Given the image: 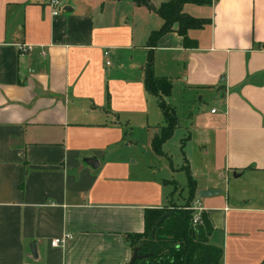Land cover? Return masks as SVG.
Segmentation results:
<instances>
[{
	"label": "crops",
	"instance_id": "1",
	"mask_svg": "<svg viewBox=\"0 0 264 264\" xmlns=\"http://www.w3.org/2000/svg\"><path fill=\"white\" fill-rule=\"evenodd\" d=\"M49 1L0 0V264H128L125 236L143 232L145 209L186 202L182 166L195 198L220 190L199 199L221 264H260L264 0L183 7L210 24L188 31L195 49L183 47L174 25L153 50L154 72L171 79L169 102L180 83L182 95L212 93L217 107L175 108L163 156L150 148L163 120L143 123L133 158L123 155L133 141L122 111L144 110L145 44L162 20L132 0H60L56 16ZM124 60L140 65L138 77L122 72Z\"/></svg>",
	"mask_w": 264,
	"mask_h": 264
},
{
	"label": "trees",
	"instance_id": "2",
	"mask_svg": "<svg viewBox=\"0 0 264 264\" xmlns=\"http://www.w3.org/2000/svg\"><path fill=\"white\" fill-rule=\"evenodd\" d=\"M135 5L143 6L155 12L162 20L159 29L152 31L146 41V60L143 68V86L162 114V125L158 134L150 142V148L157 156H163V144L169 140L178 126L175 108L169 102L172 93V81L166 76H157L154 72L153 50L159 39L169 32H175L182 38L185 49L197 48L194 39L188 37L189 30H200L210 24V19L195 18L183 11L187 4L210 6L213 0H169L154 8L150 0H132ZM183 145V144H182ZM186 173L188 198L184 204L168 207L150 208L144 211V229L137 234H127L126 241L134 250L140 247V254L149 257L134 264H221L223 251L210 244L213 228L202 212V224L192 223V212L188 206L196 197V182L188 166L181 168ZM162 223L157 222L163 217ZM154 234L152 236V230ZM260 264H264V259Z\"/></svg>",
	"mask_w": 264,
	"mask_h": 264
},
{
	"label": "rangeland",
	"instance_id": "3",
	"mask_svg": "<svg viewBox=\"0 0 264 264\" xmlns=\"http://www.w3.org/2000/svg\"><path fill=\"white\" fill-rule=\"evenodd\" d=\"M111 63H112L111 67H114L118 62L115 59H111ZM119 64L121 65L122 72H124L128 76V78L134 75L138 77L139 73L138 71H136V69L140 68V65L137 66L135 63L133 62L130 63V62H127L126 60L121 61ZM133 68H135V71L133 70ZM180 86L181 84L177 83L173 101L170 102L173 107L175 106L174 108L177 109L178 113H183L185 110H187L188 107H190L191 109L194 107L198 108L203 105H205L209 109L212 107H217V105H215L214 103L215 99L212 100L211 98L212 93H209V92L200 93L198 97H202V98L201 100H199L197 96L195 98L191 97L194 94L193 92H192V95L191 94L188 95L187 93L182 95ZM142 108L144 110H137V113L130 112L129 108H127L125 112L122 111V117H123L122 119L127 120V123L130 128L129 132L132 131L131 140L133 141V143H128V145L130 146V149L127 147V149L123 151L124 157L125 155L132 156V154L133 156L131 158L141 156L144 143H143V136H142V132L140 129V125H142L143 123L157 125V123H160L162 120L161 113L158 107L156 106L153 98L149 96L144 91V89H143ZM131 149L133 150L132 152H131ZM169 149H170V145H169ZM170 151L172 155L171 162L173 164H176V162L180 158L179 157L180 154L179 152H176L174 149ZM131 160L132 159H130V161ZM162 162H164L166 168L170 164L169 160H167V162L165 161H162ZM179 177L182 180L185 179V173L182 172ZM168 208L172 209V205H169Z\"/></svg>",
	"mask_w": 264,
	"mask_h": 264
},
{
	"label": "built area",
	"instance_id": "4",
	"mask_svg": "<svg viewBox=\"0 0 264 264\" xmlns=\"http://www.w3.org/2000/svg\"><path fill=\"white\" fill-rule=\"evenodd\" d=\"M49 7L52 10V15L56 16L59 13V10L61 8L60 0H50L49 1ZM20 49H24V47L21 45ZM109 54L108 51L104 52V56L107 57ZM108 64V63H107ZM215 110H211L212 113H214ZM186 210H189L192 212V223L194 225H201L202 224V206L200 203L199 198H195L190 202V204L186 207H184ZM69 236H65L64 238H58L54 239L50 242V245L52 247L60 246L64 243L65 239H67Z\"/></svg>",
	"mask_w": 264,
	"mask_h": 264
},
{
	"label": "water",
	"instance_id": "5",
	"mask_svg": "<svg viewBox=\"0 0 264 264\" xmlns=\"http://www.w3.org/2000/svg\"><path fill=\"white\" fill-rule=\"evenodd\" d=\"M93 161H91L90 163L92 164ZM220 193V190H215V189H210V190H200L198 191L197 193V196L199 198H206V197H210V196H213V195H216V194H219ZM166 216H163L158 222H157V226H159L162 221L164 220ZM154 234V229L152 230V236ZM34 246V245H33ZM140 251V247H136L133 252H132V255H131V258H130V261L128 264H134L136 261H139V260H142V259H145L147 257H149V254H140L139 253ZM31 253H32V256L35 258L36 255L33 251V249H31Z\"/></svg>",
	"mask_w": 264,
	"mask_h": 264
}]
</instances>
